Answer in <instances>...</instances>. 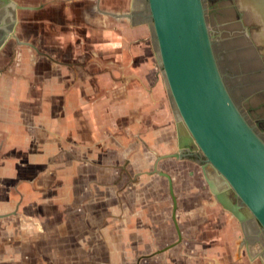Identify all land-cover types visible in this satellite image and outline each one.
<instances>
[{"label":"crops","instance_id":"0c3cea01","mask_svg":"<svg viewBox=\"0 0 264 264\" xmlns=\"http://www.w3.org/2000/svg\"><path fill=\"white\" fill-rule=\"evenodd\" d=\"M96 9L89 23L64 5L62 20L37 23L38 52L0 55V264H129L130 235L166 244L155 253L175 244L138 264H242L239 227L192 179L186 155L158 162L173 177L182 234L167 244L178 236L168 181L140 176L191 141L160 73L145 0H97Z\"/></svg>","mask_w":264,"mask_h":264},{"label":"water","instance_id":"95a60500","mask_svg":"<svg viewBox=\"0 0 264 264\" xmlns=\"http://www.w3.org/2000/svg\"><path fill=\"white\" fill-rule=\"evenodd\" d=\"M146 1L157 40L160 73L191 141V145L180 146L176 153L158 157L152 171L169 181L178 242L182 234L172 177L158 168V161L183 158L184 150H191L192 146L206 159L203 170L213 195L238 219L248 239L251 231L248 218L255 219L264 231V140L238 108L225 83L203 0ZM123 15L131 18L133 13Z\"/></svg>","mask_w":264,"mask_h":264},{"label":"flooded vegetation","instance_id":"af4514ba","mask_svg":"<svg viewBox=\"0 0 264 264\" xmlns=\"http://www.w3.org/2000/svg\"><path fill=\"white\" fill-rule=\"evenodd\" d=\"M87 1L90 2L88 8L92 10L88 9V16L84 18L90 23L95 20L97 0ZM69 3L72 8L82 5V1L76 0H0V55L11 60L18 52L17 47L26 46L36 50L31 36L40 32L37 23L62 20L64 5ZM203 3L214 53L225 83L238 108L264 140V0H203ZM73 17L80 18L74 11ZM45 29L44 34L47 32ZM7 64L0 61V74L7 70ZM185 155L200 172L198 177L203 180L206 191L212 194L221 212H225L240 229V236L235 239V253L236 256H244L246 261L240 258L236 262L264 264V231L259 223L252 217L248 218L251 231L248 239H245L238 219L221 205L210 190L203 170L206 162L203 154L192 146L191 150H185ZM207 169L214 173L211 167ZM152 171L151 174H157ZM172 182L174 188L173 177ZM174 193L176 195L175 189Z\"/></svg>","mask_w":264,"mask_h":264},{"label":"rangeland","instance_id":"374dc122","mask_svg":"<svg viewBox=\"0 0 264 264\" xmlns=\"http://www.w3.org/2000/svg\"><path fill=\"white\" fill-rule=\"evenodd\" d=\"M83 2H85V5H79L78 3V5H76V7L75 8H72V5H71V11H72V15H73V11H74V13H75V15L78 17V14H79V16H80V18H84V16H88L87 15V12H88V9L90 10H92V8H88V5H89V1H82V3ZM145 3H146V6L148 5L147 4V1H145ZM92 7V6H91ZM84 9V10H83ZM92 14H93V12H91ZM76 20L78 21L79 20V18H76ZM153 32H154V29H153ZM155 34V33H154ZM173 101V100H172ZM173 103V108L177 111V109H176V106H175V103L174 102H172ZM177 113H178V111H177ZM176 115H179V114H176ZM180 117V116H179ZM193 175L192 176H194V177H192V179L193 178H196V175L198 176V174L200 173V172H198V170H197V168L195 169V167H193ZM150 174H148V172H144V173H142L141 174V176H140V178L141 179H143V178H145V179H151L152 178V176H150L151 175V172H149ZM190 175V174H189ZM185 175H182L181 174V172L178 174V177H184ZM189 179H191V177H188ZM191 179V180H192ZM203 181V180H202ZM129 182L131 183V181L129 180ZM129 183V184H130ZM204 183V182H203ZM85 190V189H84ZM86 195H88V194H90V192L86 189V193H85ZM82 195H84V193H82ZM166 195H168V197H170V191H169V186L167 185V190H166ZM209 195H212L210 192H209ZM170 199H171V197H170ZM83 205V204H82ZM99 206H97V208H98ZM118 207V206H117ZM83 208L85 209V213H86V215L85 216H88L89 214H90V209H89V205H83ZM172 209V208H171ZM93 210H94V206H93ZM131 212V211H130ZM170 214H171V212H170ZM78 215V214H77ZM80 215H82L83 216V214H80ZM106 215H110V212H107L106 214H105V216ZM131 215V214H130ZM172 215V214H171ZM79 216V215H78ZM100 216L101 217H104V214H103V216L100 214ZM84 227V226H83ZM87 232H88V230H87ZM87 232H85V233H87ZM83 237H86V238H84V239H86V240H89L88 239V236H83ZM170 239V242L168 241L167 242V244H172L173 242H176L177 240H178V236L177 235H174V236H170V237H167V239ZM155 239V237H153V241H155L154 240ZM164 240V238H162V241ZM97 241L100 243V244H104V237H100V236H98L97 237ZM153 241H152V237L151 236H146L145 237V240L144 241H140V239H137V237L135 236V235H130L129 236V239H128V243L129 244H134V248H132L131 247V250L132 251H129V264H138V262H139V259L142 257V256H148V255H150V254H152V253H155V250H157V249H159V247H161V245L162 244H164V246L166 245L165 243H159V242H155L154 243V245H151V243H153ZM94 242V241H93ZM137 242H139V243H141L139 246L136 244ZM148 242H150V245H147L148 244ZM144 243V244H143ZM155 246V247H154ZM134 249V250H133ZM61 258V257H60ZM72 259V258H71ZM71 259H67V260H61V259H56V260H53V262L52 263H58V264H60V263H62V264H75V263H73V262H71L72 260ZM153 259V258H152ZM57 260H59V261H57ZM149 260H151V259H149ZM148 260V261H149ZM145 262V264H151V262L149 261V262ZM67 262V263H66ZM153 262V261H152ZM51 263V262H50Z\"/></svg>","mask_w":264,"mask_h":264}]
</instances>
